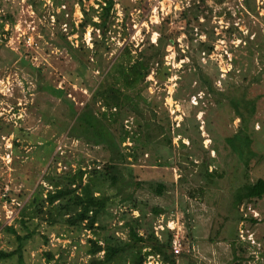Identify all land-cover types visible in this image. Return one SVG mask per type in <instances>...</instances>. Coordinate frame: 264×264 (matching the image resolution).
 <instances>
[{"label": "rangeland", "instance_id": "1", "mask_svg": "<svg viewBox=\"0 0 264 264\" xmlns=\"http://www.w3.org/2000/svg\"><path fill=\"white\" fill-rule=\"evenodd\" d=\"M59 1L62 5L57 7L52 0H1L0 3V17L9 15L13 20L12 23L4 22L0 31V42L3 43L0 51V120L11 122L12 128L16 129L21 121L28 124V130L20 133V140L15 141L18 144L15 149L12 143L15 132L0 137V183L4 185L0 191V249L11 251L14 248V237L5 228L17 226L18 204L25 205L39 184L51 189L42 178L51 170L53 156H56L57 173L69 169L75 171L79 166L101 167L113 158L118 181L115 186L107 185L105 192L111 197L108 210L117 218L103 216L108 232L125 238L126 229L123 232L119 229L122 223L118 224V217L126 212L138 216L136 210L131 211L132 202L144 214L145 223L153 222L152 210L160 208L165 213L153 223L156 235L168 222L170 228L181 227V237L188 231L192 238L190 249L194 264H234L230 240L223 238L233 215L228 206L235 199L236 188L256 178L264 179V0H113L115 21L108 32L112 48L110 64L123 45L140 50L155 43L160 25L166 18L167 33L172 34L175 41V46L171 44L165 49L164 66L170 68V77L158 83L151 73L147 78V93L143 95L156 105L157 121L167 124L168 119L173 148L168 154L164 153L163 158L159 151L164 145L148 143L145 149L136 153L135 161L130 157L123 161V145L111 149L105 140L93 136L92 130L86 132L87 127L82 122H75L74 118L67 121L66 109L60 102L37 87L35 78L39 77L42 84L47 81L65 90L75 103L76 114H80L86 110L91 96L84 86L94 89L101 81L100 73L90 70L84 78L76 77L77 63L56 46L57 36L61 34L76 46L82 20L78 0ZM96 2L82 0L86 10L97 9ZM187 9L197 15V22L191 13L182 18L181 12ZM188 20H191L189 27L185 24ZM73 30L74 35L69 36ZM186 30L193 38L192 44L187 41ZM94 31L91 26L85 27L82 42L86 46H91ZM199 42L212 49L195 56L193 52ZM21 57L40 73L34 74L28 65H21ZM185 64L187 68H184ZM196 68L210 77L214 94H232L243 99L238 103V110L245 122H240L227 99L216 104L212 94H209L210 99L204 92L189 93L197 86L198 78L193 73ZM256 78L258 82L254 81ZM234 86L240 87L235 94ZM37 94L45 95L37 98ZM174 94H179L178 101ZM10 95L17 97L16 110L9 101ZM32 103L34 105L30 106ZM89 111L104 127L99 105H90ZM147 117L150 118V113ZM193 120L199 133H191V136L198 147H191L188 138L179 132L182 123L190 132ZM132 122L131 119L124 122L126 129L135 128L136 124ZM244 125L246 131L241 136L226 141ZM109 133L115 134L112 129ZM165 133L168 136V132ZM247 137L252 139L251 145ZM50 140L54 146L53 154L42 162V153L33 146L34 141ZM179 141L189 145L188 149L181 148ZM124 145L128 147L131 141ZM249 149L256 154H249ZM236 150L237 157L233 152ZM248 161L246 170L244 165ZM160 183L164 184V191L157 196L149 185L154 187ZM238 212L242 216L252 215L258 223L243 226L238 222L231 223L227 234L234 236L235 226L239 240L254 242L255 249L262 252L264 197L254 204L241 205ZM163 218H166L165 223H162ZM45 227L43 224L40 229ZM52 240L56 259L59 244L64 245L68 240L56 237ZM26 248L23 258L26 264H48L42 255L46 245L40 235H34ZM81 251L78 257L69 251L64 264H85ZM247 252L251 254V250Z\"/></svg>", "mask_w": 264, "mask_h": 264}, {"label": "trees", "instance_id": "2", "mask_svg": "<svg viewBox=\"0 0 264 264\" xmlns=\"http://www.w3.org/2000/svg\"><path fill=\"white\" fill-rule=\"evenodd\" d=\"M52 1L56 7L62 5L59 0ZM96 3L97 9L90 7L86 10L82 0H78V4L82 7V20L79 24L80 29L77 30L79 43L75 46L67 40L66 35L61 34L57 36L58 42L56 44L59 49L65 51L70 60L77 63L78 67L74 72L76 77L84 78L86 73H90V71L100 73L101 81L94 89L84 86L91 92L86 110L76 114L75 103L71 96L69 97L65 90H60L47 81L42 84L40 82L42 79L39 77L35 78L38 80L37 87L60 102V105L66 109L67 121L74 118L75 122H82L87 127L86 132L92 130L93 136H96L100 141L105 140L111 149L115 146L121 147L123 145L125 147L123 148L125 154L121 155L124 159L123 161L128 157L135 161L137 159L136 153L145 149L148 143H156V146L157 144L166 146V148L163 146L162 151H159L162 152L161 156L164 158V153L167 152L168 154L170 149L173 148L170 137L171 128L168 124V119L167 124L157 121L158 112L157 108H155L156 105L149 102L150 100L147 101L143 95L147 93V78L151 73L154 74V78L158 83L167 81L171 75L169 72L170 68L164 66V57L166 47L171 44L175 46V41L174 36L167 33V18L160 25L158 38L155 43L148 44L140 50L133 48V46L123 45L120 51L117 52L112 64H110L112 48L108 40V32L109 27L115 21L113 16L115 2L113 0H97ZM187 13H191L193 20L197 22V15L191 9L183 10L180 15L184 19L187 17ZM94 19L96 21H93ZM7 21L10 23L13 21L9 15L0 17V31L3 29L4 22ZM190 23L191 20L185 22L188 27L191 25ZM86 26H91L93 30L98 32V34L95 31L92 32L90 47L82 42ZM74 31L69 33V36L74 35ZM186 32L187 41L192 44L193 38L190 36L189 30H186ZM2 48L3 43L0 42V51ZM211 49V46L208 47L205 43L199 42L193 54L197 56L199 53L209 52ZM191 59L194 60L192 55ZM20 63L21 65H28L34 74L40 73L37 72V69L31 68L22 57ZM184 68H187L186 64ZM193 73L198 79H196L197 86L189 92L190 94H196L198 91L204 92L203 94L210 99L211 96L209 94H212V101L216 104H219L223 98L227 99L234 107L240 122H245L244 116L238 110V103L241 100L243 101V99L239 100L237 99L238 97L232 94V96L214 94L210 77L202 70H199V68H196ZM254 81L258 82V79L256 78ZM239 88V86H234L233 94ZM42 95L45 94H37V98ZM173 97L175 100H179V94H174ZM0 99H2L1 96ZM16 99L15 95H10L9 97V101L13 104L15 110L17 107ZM33 105V103L30 104V106ZM90 105L94 107L99 105V110H101L99 115L104 120V127L89 111ZM148 113H150V118L147 117ZM45 117L47 118V115ZM128 119L133 121L132 124H136L135 128L126 129L127 126L124 125V122ZM192 122L193 129L190 132H188L184 123H182V128L179 127V132L188 138L192 144L191 147H194L197 142L192 138L191 133H199V130L195 125V121L193 120ZM27 125L25 121H21L19 128L16 129L12 128L11 122L5 123L0 120V137L15 132V139L12 140L15 149L18 146L15 141L20 140V133H25L28 130ZM245 127V125L242 128L240 127L235 134L226 138V141H231L235 137L241 136V133L244 130L246 131ZM101 128L104 129L103 132ZM108 128L114 130V136L110 135ZM72 129L73 125L69 130L71 131ZM184 130H187V132H184ZM166 131L168 136L165 133ZM176 131L178 130L176 129ZM249 137L247 138L250 140L249 145H251L252 139ZM126 141H131V145L125 146L124 143ZM179 145L181 148L188 149L189 147V145L186 146L181 141H179ZM33 146L37 147L39 152L42 153V162L45 157H51L54 151L52 140L46 142L34 141ZM200 148L204 149L202 146ZM237 150L236 152L233 151L235 155ZM250 153L252 155L256 154L249 149ZM13 160L14 162L17 161L15 156H13ZM249 161L244 165L246 170L248 169ZM52 162L51 170H48L42 178V182L50 186L51 189L47 190L41 184L36 186L26 204L23 206L18 204L17 226L9 224L10 226L5 228V231L14 237V248L11 251L0 249V263L26 264L23 259L27 250L26 244L33 239L34 235L38 234L42 237L44 245H46V251L42 255L48 264L51 262L53 264H64L67 257L66 254L69 251L78 257L81 250H84L81 252L83 253L82 257L85 258V264H144L148 256L157 257L159 264H194L190 249L192 238H190L188 231L180 239L182 250L179 254H175L172 249L174 231L165 228L159 232V235H156L153 223L165 213L160 208H153V222L145 223L143 222L144 214L136 203L131 201L132 210H130H136L138 216L133 217L130 212H126L121 213L118 217V224L122 223L119 229L122 232L126 229L125 238H121L113 232H108L105 223L103 224V216L104 218H117L108 210L111 197L105 192L107 185L115 186L118 181L115 173L117 166L113 158L101 167L95 166L87 169L79 166L75 171H70L69 169L59 173L56 172L55 168L56 156H53ZM83 179H85L84 182ZM3 186L0 183V191ZM149 186L157 196H160L164 191V184L162 183L154 187L153 184ZM235 193V199L231 200V204L228 206L229 211L233 215L223 232V238L230 240L229 243L233 254L232 261L234 264H264V250L260 252V250L255 249L256 244L254 242L251 243L248 239L246 241L239 240L235 226L232 225L235 229V235L229 236L227 234L231 223L238 222L241 226L246 223H251L252 225L258 223V220L252 215V217L250 215L242 216V213L240 214L238 210L241 205L254 204L264 197V179L256 178L251 180V182L236 188ZM164 219L166 218H163L162 223H165ZM43 224L46 226L44 230L40 229ZM55 237L68 240L64 245L59 244L60 251L56 259L55 253L52 251V238L55 239ZM74 237H76V240L73 239ZM249 250H251L250 255L247 252ZM256 254H259V256H256Z\"/></svg>", "mask_w": 264, "mask_h": 264}, {"label": "built area", "instance_id": "3", "mask_svg": "<svg viewBox=\"0 0 264 264\" xmlns=\"http://www.w3.org/2000/svg\"><path fill=\"white\" fill-rule=\"evenodd\" d=\"M170 222H168L166 224V228H168L169 230L174 231L173 232V239H172V249L173 252L175 254H179L182 250V246H181V227H179L178 225L176 226V228H170ZM175 233V234H174ZM150 260H153L151 262H149ZM159 264L157 257H153V256H148L146 261L144 262V264Z\"/></svg>", "mask_w": 264, "mask_h": 264}]
</instances>
